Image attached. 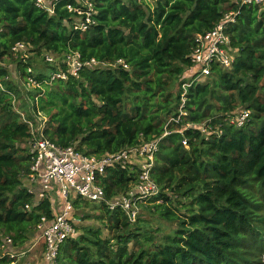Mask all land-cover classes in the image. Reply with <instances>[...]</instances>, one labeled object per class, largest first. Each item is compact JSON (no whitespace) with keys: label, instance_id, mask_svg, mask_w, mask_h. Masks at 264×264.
<instances>
[{"label":"trees","instance_id":"obj_1","mask_svg":"<svg viewBox=\"0 0 264 264\" xmlns=\"http://www.w3.org/2000/svg\"><path fill=\"white\" fill-rule=\"evenodd\" d=\"M72 3L59 0L49 15L35 0H0V61L16 42L37 56L75 51L84 61L123 60L128 69L84 68L77 78L45 85L37 100L47 118L44 134L60 147L102 156L169 132L151 170L160 191L146 201L175 228L156 242L150 235L156 230L101 204L92 218L107 236L80 228L61 244L56 264H242L248 241L264 243L257 229L264 224V9L238 0H92L95 24L82 32L73 29L79 19L66 9ZM229 12H237L226 26L237 56L228 70L214 65L203 81L191 83L182 103L181 85L191 79L181 76L193 67L189 55L197 38ZM27 66L17 61L21 80ZM49 69L35 71V79L46 80ZM9 75L0 66V245L9 237L25 250L41 217L52 218V204L36 200L25 186L30 130L9 95L28 110L37 91L22 93L12 79L4 80ZM242 107L249 118L236 128L229 118ZM191 124L218 134L204 135ZM137 175V168L107 166L99 177L105 198L125 193ZM89 203L73 200L74 208Z\"/></svg>","mask_w":264,"mask_h":264},{"label":"built area","instance_id":"obj_2","mask_svg":"<svg viewBox=\"0 0 264 264\" xmlns=\"http://www.w3.org/2000/svg\"><path fill=\"white\" fill-rule=\"evenodd\" d=\"M66 9L69 13L77 15L79 21L74 24L73 29L86 31L95 24L93 15L92 0H70ZM59 0H35V5L46 11L49 15L54 12V7ZM240 5L255 4L264 9V0H238ZM236 13H226L223 18L210 30L197 38L195 47L189 55L192 64V78L189 82L181 85V102L184 103L186 89L194 81L205 79L211 74V67L217 66L220 69L228 70L234 58L230 56V37L226 33V26L234 22ZM11 55H21L20 61L28 63V55H34L32 47L16 42L10 50ZM43 62L46 66L52 67L47 73V78L43 82L35 79V72L31 66L26 67V76L23 81V90L37 91L30 102V108L24 110L21 101L15 94L10 93L11 104L14 111L20 116V120L29 127V139L27 147L31 154L32 165L31 174L27 177L25 184L37 185V193L33 192L29 186V192L33 193L36 200L48 199L52 204V218L48 220L41 217L36 227V242L31 244L28 251L37 243L42 244V258L46 264H56L58 251L61 244L75 234L73 226V200L79 198L97 205L103 204L109 211L119 209L127 221L135 223L139 215V204L145 200L158 195L160 189L151 178V170L154 165L155 155L158 151L160 139L169 134L165 131L159 138L141 142L138 145L124 148L112 154L102 156L87 155L76 149L75 146L60 147L50 141L44 134L47 118L40 112L37 100L44 93V86L56 80H66L69 76L77 78L79 72L84 68H101L122 66L128 69L127 64L119 59L114 64L98 62L95 59L82 60L79 53L69 51L61 56L43 53ZM13 78L9 75L4 80ZM0 89L3 87L0 84ZM249 118V111L240 110L233 117L229 118V123L241 128ZM178 119L170 121L177 122ZM190 128L199 130L204 135L213 132L218 134L217 129L210 131L205 125H188ZM186 146V141L182 142ZM111 165H119L121 168L133 170L137 168L138 175L136 181L125 193L113 198H105V193L100 185L99 177L104 173L105 168ZM31 247V248H30ZM9 248V249H8ZM12 240L5 237L0 245V264L5 258L12 261L25 255L27 250H15ZM14 264V263H11Z\"/></svg>","mask_w":264,"mask_h":264},{"label":"rangeland","instance_id":"obj_3","mask_svg":"<svg viewBox=\"0 0 264 264\" xmlns=\"http://www.w3.org/2000/svg\"><path fill=\"white\" fill-rule=\"evenodd\" d=\"M230 56L232 58H235L237 56V53L235 51H232L230 53ZM22 58L21 55H11L9 57H5L1 59L0 66L6 68L10 74V76L13 78V81L18 85L19 89L23 90V81L19 77V72L17 70V61H19ZM29 60L27 61L28 64L31 66L32 71L37 70H44L46 67V64L43 62L42 56L37 55H28ZM192 70H186L183 76H181V80L188 81L192 77ZM204 79L200 80L203 81ZM199 81V82H200ZM178 89V82L175 86H173V91L176 92ZM245 109L244 107L241 108V110ZM240 111V110H239ZM149 201V200H148ZM148 201H144L143 203L139 204V215H138V223L143 229L155 231L154 233H151L150 235L155 237V241L159 242L160 239L171 233V231L175 228L174 223H170L168 221H165L159 217L158 214L154 213L151 210V204ZM264 208V206H263ZM100 213V210H98V205L89 203L87 207L81 206L79 208H74L73 211V226L75 230V236L80 232V228L82 227H92L94 229H101L102 236H107V231L103 229V224L101 221L96 220L92 218L94 215H98ZM262 217H264V210L261 212ZM85 217H90L89 219H85ZM257 229H259L264 234V224H257ZM33 238H31L29 241H31ZM253 242V241H252ZM248 241L249 246L245 250V252L242 254L243 259L242 264H264V243L263 245L259 246L260 244L258 242ZM27 243L25 245V250L29 247L31 244ZM39 246L36 250H40V244H37L36 247ZM24 250V249H23ZM35 250V251H36ZM26 256V253L23 257ZM25 261L26 259H22ZM20 261V263L22 262ZM27 262L25 261L24 264ZM23 264V263H22Z\"/></svg>","mask_w":264,"mask_h":264},{"label":"crops","instance_id":"obj_4","mask_svg":"<svg viewBox=\"0 0 264 264\" xmlns=\"http://www.w3.org/2000/svg\"><path fill=\"white\" fill-rule=\"evenodd\" d=\"M25 186L29 189V186L30 187H32V188H30V189H32L33 190V192H36L37 193V185L35 184V185H31L30 183H26L25 184ZM38 235V234H37ZM36 238H37V236H35L33 239H32V244L33 243H35L36 242ZM37 244H40V243H37ZM36 244V245H37ZM36 245L32 248V249H30L29 251H28V248L26 249L27 250V252H26V256L24 257L26 260V264H46L44 261H43V258H42V251H43V248H42V244H41V246H40V250H36L39 246H37L36 247ZM31 248V247H30ZM9 249V248H8ZM15 250H18V249H15ZM25 250V251H26ZM36 250V251H35ZM24 258H22V259H24ZM22 259H20V258H18L17 260H14V261H12L11 263H14V264H24V262L25 261H23ZM22 260V262L20 263V261ZM10 263V264H11Z\"/></svg>","mask_w":264,"mask_h":264}]
</instances>
